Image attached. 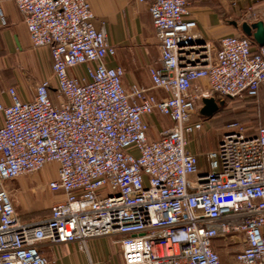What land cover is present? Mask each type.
Listing matches in <instances>:
<instances>
[{
	"label": "built area",
	"instance_id": "obj_1",
	"mask_svg": "<svg viewBox=\"0 0 264 264\" xmlns=\"http://www.w3.org/2000/svg\"><path fill=\"white\" fill-rule=\"evenodd\" d=\"M10 1L53 64L32 100L15 88L9 105L0 100V264H51L43 244L86 250L101 237L114 239L125 264H223L220 250L232 246L241 249L230 264H264V125L251 135L233 124L214 150H189L207 130L204 99L258 98L264 45L233 35L216 49L187 18L189 0H133L148 5L160 44L149 73L170 97L156 101L107 65L116 47L88 0ZM155 110L172 125L151 141L146 118ZM49 164L57 177L44 188L60 199L48 217L25 221L10 184Z\"/></svg>",
	"mask_w": 264,
	"mask_h": 264
},
{
	"label": "crops",
	"instance_id": "obj_2",
	"mask_svg": "<svg viewBox=\"0 0 264 264\" xmlns=\"http://www.w3.org/2000/svg\"><path fill=\"white\" fill-rule=\"evenodd\" d=\"M88 1L95 17V27L103 29L109 42L116 47V56L109 59L107 65L120 66L124 69L123 83L127 88L139 84L147 89V97L156 101L168 99L170 97L168 92L153 87L149 73L151 67L158 66L161 50L148 5L133 0ZM189 3L190 15L187 18L197 21L198 32L216 49L219 48V42L223 37L244 35L243 24L257 22L264 24V0L257 3L250 0H189ZM253 13H262V18L257 19ZM52 64L49 48L33 46L24 15L16 4L10 0H0V100L5 105L11 103L9 88H15L22 100H32L36 85L51 78ZM83 71L84 68L73 69L72 74L80 76ZM253 100L264 104V89L260 91L258 98ZM194 120H197V117ZM146 121L151 141L158 139L160 133L172 125V122L158 110L147 117ZM212 121L213 116L207 117V134L216 129ZM2 123L3 117L0 115V125ZM249 130L251 135H254L257 128ZM215 132L220 142L221 136L223 137L227 130ZM198 141V139L191 141L190 152L202 155L215 149H209L210 144H207V151L200 152ZM199 166L202 170L208 171V159L201 156ZM58 199L60 195H56L52 201L56 202ZM18 212L23 220L29 221L19 208ZM49 215L50 211L44 217ZM86 248L82 250L79 243L55 246L43 244L41 251L51 264H125L120 246L113 238L91 239L87 242Z\"/></svg>",
	"mask_w": 264,
	"mask_h": 264
},
{
	"label": "rangeland",
	"instance_id": "obj_3",
	"mask_svg": "<svg viewBox=\"0 0 264 264\" xmlns=\"http://www.w3.org/2000/svg\"><path fill=\"white\" fill-rule=\"evenodd\" d=\"M213 98L218 105V111L213 115V121L211 122L216 128L215 131L219 130L220 133L225 130L228 131L229 127L233 124H239L251 130L264 124L263 102L253 100L254 98L232 99L218 96H214ZM215 131L207 134L206 130L198 138V143H200L198 151H207V144H210L209 149L218 146V134ZM56 171L57 167L54 164H49L39 173L21 177L10 184V188L13 191L20 189L21 192L22 190L21 193L18 192L15 196L17 207L29 221L42 219L55 203L52 199L56 195L44 188V186L49 181L55 179ZM240 249L237 246H232L230 250H221L222 263L230 264L232 262V255Z\"/></svg>",
	"mask_w": 264,
	"mask_h": 264
},
{
	"label": "water",
	"instance_id": "obj_4",
	"mask_svg": "<svg viewBox=\"0 0 264 264\" xmlns=\"http://www.w3.org/2000/svg\"><path fill=\"white\" fill-rule=\"evenodd\" d=\"M242 31L245 36L254 40L257 46L264 45V24L257 22L253 24H243ZM218 111V105L214 98H208L203 100V108L201 114L206 117H212Z\"/></svg>",
	"mask_w": 264,
	"mask_h": 264
}]
</instances>
